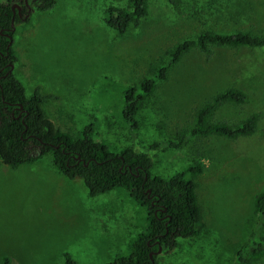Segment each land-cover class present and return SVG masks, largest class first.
I'll list each match as a JSON object with an SVG mask.
<instances>
[{
	"label": "rangeland",
	"instance_id": "374dc122",
	"mask_svg": "<svg viewBox=\"0 0 264 264\" xmlns=\"http://www.w3.org/2000/svg\"><path fill=\"white\" fill-rule=\"evenodd\" d=\"M28 1L29 16L15 25L13 37L12 72L25 95L39 87L51 97L43 109L58 129L79 138L90 127L93 140L112 151L132 147L149 155L152 172L163 178L200 160L203 170L194 179L199 233L177 239L157 263L232 264L255 220L254 197L264 192V52L212 47L207 58L190 49L142 103L134 131L123 119V95L166 63L178 44L201 33L263 36L264 0H177L176 6L147 0L146 18L123 35L106 15L127 0H54L44 12L37 0ZM229 87L248 102L225 104L209 121L236 124L257 114L258 132L237 140L191 137L197 111ZM168 141L180 145L160 144ZM143 217L123 190L91 197L82 180L65 178L49 156L16 169L0 162V264L5 258L66 264V255L77 264H106L127 255Z\"/></svg>",
	"mask_w": 264,
	"mask_h": 264
},
{
	"label": "trees",
	"instance_id": "16d2710c",
	"mask_svg": "<svg viewBox=\"0 0 264 264\" xmlns=\"http://www.w3.org/2000/svg\"><path fill=\"white\" fill-rule=\"evenodd\" d=\"M18 1L0 2V162L16 169L49 156L53 167L65 178L82 180L91 197L123 190L144 210L143 230L128 244L127 255L118 256L106 264H158V256L174 250L177 239L190 240L199 233L201 210L194 179L202 173V163L194 160L172 176L163 178L152 172L153 162L149 155L132 147L112 151L107 145L93 140L90 127L79 138L58 129L43 109V104L51 97L43 95L39 87L27 97L22 84L13 72L9 73L10 67L17 62L13 51V28L24 21L17 14L13 15L11 10L12 4ZM166 1L177 5V0ZM54 6V0H38L39 11H48ZM147 8V0H127L124 8L107 9L106 22L123 35L131 24L134 27L140 25L147 16ZM212 47L264 52V35L204 32L178 44L166 63L139 85L124 91L122 115L131 130L138 127L136 116L140 106L155 92L157 85L166 80L168 69L190 49L196 48L208 58ZM247 102V95L235 87L216 94L197 111L190 136L237 140L254 135L259 130L257 114H251L236 124L209 121L221 106ZM160 144L177 148L180 142ZM158 147L159 144L150 146L153 150ZM253 208L255 220L247 242L235 250L232 264H253L264 258V236L261 234L264 192L254 197ZM65 261L66 264H77L67 255ZM3 264L13 263L5 258Z\"/></svg>",
	"mask_w": 264,
	"mask_h": 264
},
{
	"label": "flooded vegetation",
	"instance_id": "af4514ba",
	"mask_svg": "<svg viewBox=\"0 0 264 264\" xmlns=\"http://www.w3.org/2000/svg\"><path fill=\"white\" fill-rule=\"evenodd\" d=\"M27 3H28V6L25 5V1L24 0H23V4L14 3V4H18L20 6V8H21V10H20V14H21L20 18L23 19V20L27 19V17L29 16V13L31 11V8H32V6L30 5L28 0H27ZM14 4H12V5H14ZM37 6H38V0H37ZM16 14H17V10H16Z\"/></svg>",
	"mask_w": 264,
	"mask_h": 264
},
{
	"label": "water",
	"instance_id": "95a60500",
	"mask_svg": "<svg viewBox=\"0 0 264 264\" xmlns=\"http://www.w3.org/2000/svg\"><path fill=\"white\" fill-rule=\"evenodd\" d=\"M25 1V5L26 6H28V3H27V0H24ZM11 10H12V13H13V15H15L16 14V10H17V14H18V16L20 17V10H21V8H20V6L18 5V4H14V5H12L11 6ZM14 29V28H13ZM13 71V65L10 67V70H9V73L10 72H12ZM160 252V251H159ZM151 257V256H150Z\"/></svg>",
	"mask_w": 264,
	"mask_h": 264
}]
</instances>
